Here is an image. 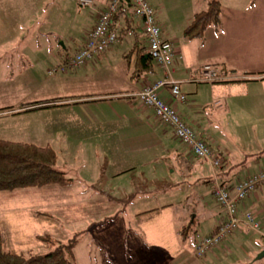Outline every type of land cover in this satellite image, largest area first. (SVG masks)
<instances>
[{
	"label": "crops",
	"instance_id": "1",
	"mask_svg": "<svg viewBox=\"0 0 264 264\" xmlns=\"http://www.w3.org/2000/svg\"><path fill=\"white\" fill-rule=\"evenodd\" d=\"M59 1L61 10L56 14L60 20L68 12L66 0ZM92 1L81 35L78 33L73 40L63 42L62 48L61 44L58 48L50 44L49 38L30 35L29 39L34 37V42L42 44L38 47L43 51L42 58L48 54L55 65H62L75 55L96 24L97 15L109 4V0ZM124 1L127 2L123 4L124 13L112 17V29L117 32L119 44L116 42L105 54L53 80L60 86L59 92L37 100L63 99L58 104L68 105L19 115L10 113L23 111L18 110L22 103L2 106L0 109L14 108V111L0 113V139L47 147L57 155L58 161L59 156L66 157L63 172L72 184L45 188L68 193L61 197L62 204L69 205V199L73 198L82 209L86 207L92 221L114 218L127 205L114 220L99 222L87 230L97 246L84 239L85 233L79 238L77 246L86 242L85 249L81 248L82 255L85 251L84 264H131L135 252L148 250L151 242L158 246L159 255L152 264H202L192 253L193 238L199 229L205 233L201 236L211 235L223 216L215 202V209L210 210L208 195L214 201L216 183L232 190L239 181L264 167V0H219V28L209 27L202 39L195 40L184 38L183 32L195 14L206 10L210 0H146L162 37L174 41L181 60L169 73L151 61L152 72L138 77L133 76L136 56L130 51L138 44L147 58V42L141 21L133 17L129 1ZM33 5L38 6V0ZM55 40L62 38L57 35ZM206 65L219 69L224 79L202 82L200 72ZM163 80L180 84L186 101L172 104L181 119L224 158L221 170L197 160L175 139L172 130L157 122L153 111L136 97L144 83ZM160 94L169 99L168 87ZM74 98L79 100L73 101ZM168 193L171 202H163L162 211L142 206L149 197L161 198ZM165 206L169 208L162 209ZM237 209L239 216L253 213L259 229L254 232L241 228L232 233L206 254L202 259L204 264L264 262V259L255 260L264 250V189L248 195L238 203ZM148 215L155 216L154 220L143 222ZM107 223L118 226L113 231L124 237L118 250H112L113 241L111 245L105 239L101 242L102 238L96 234ZM189 223L193 226L191 238V230H184ZM137 236L143 239L134 243ZM106 248H111L112 254L99 258L104 260L91 259L90 252L105 253ZM146 255L148 262L153 259L152 255Z\"/></svg>",
	"mask_w": 264,
	"mask_h": 264
},
{
	"label": "rangeland",
	"instance_id": "2",
	"mask_svg": "<svg viewBox=\"0 0 264 264\" xmlns=\"http://www.w3.org/2000/svg\"><path fill=\"white\" fill-rule=\"evenodd\" d=\"M33 2L34 0H0V107L8 104L37 102L42 97L48 98L46 96L59 92L60 86L58 83L54 84L53 80L57 81L65 74L58 72L49 75L48 71L58 69L61 64L55 65L53 59L49 60L50 56L48 54L45 58H42L43 51L38 49L42 44H37L34 42V37L30 39L29 37L38 34L37 37L49 38L50 44L55 45L56 48L61 44L62 48L63 42L67 43L68 40H73L71 38L78 33L81 35L86 27L85 17L87 19L86 15L90 14L89 8L78 7L77 0H66L65 7L68 15L59 20L57 17L59 14H56L60 13L61 10L59 0H38V6L33 5ZM52 21L54 24H52ZM57 24L60 27H55ZM57 35L62 38V41L55 40ZM117 44H119V40ZM32 46L33 49L30 50ZM129 48L130 46L127 49L129 50ZM72 50L71 56L74 53L73 47ZM44 59H47V61L45 62ZM65 163L66 157L64 159L63 156H59L58 161L56 155L55 168L57 170H66L63 166ZM239 166L241 165L239 164ZM69 193L71 194L70 191ZM67 195L66 192L61 194L59 189L51 192L50 189L45 187L0 192V226L4 238L3 249L16 250L24 254L29 252L30 255L46 254L49 252L48 245L39 240L40 237L51 238L57 244H67L78 233H80L78 240L85 233L84 239L89 240L93 247L97 246L93 241L94 238L88 237L90 232L88 233L87 230L95 224L99 225L98 223L104 220L92 221L88 218L89 214L86 207L82 209V205L73 202V198L69 199L71 202L69 205H63L61 197L65 198ZM170 195L171 193H168L161 198L151 196L142 206L150 210L158 208L160 209L158 211H162V204H165L163 202H166V200L168 204L171 202ZM208 197L210 210L212 211L215 209V204L217 206L218 204L214 198L213 201L211 197ZM75 199L77 198L75 197ZM159 199L161 200L159 201ZM184 208L186 207L184 206ZM79 217L82 219L77 220ZM154 218L155 216L148 215L142 221L151 222ZM254 219L258 224L256 216ZM126 224L130 223L126 222ZM259 227L258 224V229ZM95 230L97 229L94 228ZM113 230L117 231L118 226L107 223L105 226H100V231H96V234L102 238L101 242L105 239L111 245L113 241L115 245L112 250H118L124 237L120 233L117 235ZM199 234L205 233L199 229ZM166 235L169 236L168 233ZM192 235L193 232L191 231L190 238ZM141 239H143L142 236H137L134 243H139ZM151 244L146 251L145 249H138L139 251L138 253L135 252V259L131 261V264H152V262H155L159 258L158 248H156L158 246L153 245L154 242H151ZM164 245L167 244L163 243ZM85 246L86 242L84 241L83 245L80 242L79 246L75 247L72 264H84L82 257L85 251L82 255L81 248L85 249ZM162 249L164 248L162 247ZM109 253H111V248H106L105 253L98 251L93 253L92 251L89 255L91 259L95 258L93 261H100L104 260L99 259L101 256H106ZM116 253L119 256L122 254L118 251ZM146 254L152 255L153 259L150 260L148 257V262ZM253 259H251V262ZM249 260L247 259V262ZM197 261L202 264L205 263L204 260Z\"/></svg>",
	"mask_w": 264,
	"mask_h": 264
},
{
	"label": "built area",
	"instance_id": "3",
	"mask_svg": "<svg viewBox=\"0 0 264 264\" xmlns=\"http://www.w3.org/2000/svg\"><path fill=\"white\" fill-rule=\"evenodd\" d=\"M132 7V15L141 21V30L147 42V55L151 61L163 71H172L176 62L181 60L176 50L174 41L164 39L152 8L146 0H128ZM80 8H91L92 0H78ZM125 6L122 0H109L105 11L97 15V22L86 36L82 47L74 56L67 59L66 63L60 65L58 69L48 71L49 75L67 73L72 68H80L96 56L105 54L117 42L118 35L112 29V17L121 11L123 14ZM201 81L214 83L224 79L223 73L210 65L201 69ZM168 87L169 99L161 96L160 91ZM136 97L142 105L153 111L157 122L169 127L175 139L189 149L192 155L201 161L208 162L212 168L221 170L224 165V158L214 152V150L198 136L179 116L172 103H184L186 96L180 89V84L174 81H157L144 83ZM259 188H264V167L255 175L250 176L232 189L234 195L227 187L216 183L213 190V197L223 209V217L215 227L212 235L201 236L198 234L193 238L192 253L195 258H203L206 254L222 243L231 233L241 228L256 231L258 224L255 222L254 214L246 212L239 216L237 214V204L244 200L248 195Z\"/></svg>",
	"mask_w": 264,
	"mask_h": 264
},
{
	"label": "trees",
	"instance_id": "4",
	"mask_svg": "<svg viewBox=\"0 0 264 264\" xmlns=\"http://www.w3.org/2000/svg\"><path fill=\"white\" fill-rule=\"evenodd\" d=\"M122 3L126 4L127 2L122 0ZM220 13H221V5L219 0H210L207 4V8L205 11L195 14L193 16L192 21L185 28L183 32V37L188 40L202 39L205 35L206 30L209 27H214L218 29L220 26ZM121 15L122 13L120 11L116 13L114 16H121ZM137 45L138 44H136L133 47V49L130 51V54H135L136 56L134 63L135 69L133 74V76L135 77H138L140 74L145 72H152V67H153L150 57L147 56V58H145V56L142 54L143 49L137 47ZM126 58H129V56H126ZM74 99L75 100L73 99L72 100L73 101L79 100L77 98ZM62 101L63 99H55L51 101L23 104L22 107L18 109V110L22 109L23 111L11 112L10 114L19 115L24 113H32L39 110L68 105V104L59 105L58 103H61ZM8 111H14V108L0 109V113L8 112ZM55 165H56V154L47 147H37L31 144L10 142L0 139V192H9L14 190H23V189H32V188H43L47 186H60V187L70 186L72 184V180L63 171L57 170L55 168ZM260 189L261 188L257 189L253 193H256ZM230 191H231V196H233L234 193L232 192V190ZM126 206L127 205H124L123 208L117 213V215L114 218H109L106 221L104 220L102 221V223H106L107 221L114 220L115 218H117V216H119V214H121L124 211ZM236 206H238V204ZM218 207L222 211L223 214L222 218L225 217V213L223 212V209L220 206ZM166 208H169V206H165L162 209H166ZM155 211L156 210H153L152 212ZM218 222L216 223V225L218 224ZM192 229L193 226L191 225V223H189L188 226L184 228V230L187 231L188 230L192 231ZM184 230L182 229L180 231L181 235L184 234L183 233ZM257 230L254 232H257ZM214 232H215V228H214ZM196 233L198 232L195 231V234ZM79 236L80 233L74 235L68 241L67 244H57V242L55 240H51V238L40 237L39 240H41L46 245H48L49 252L41 255H30L29 252L24 254L16 250H4L3 249L4 238L1 234V226H0V264H72L74 259L73 250L78 244ZM184 236H188V234ZM203 258H199V260H202Z\"/></svg>",
	"mask_w": 264,
	"mask_h": 264
},
{
	"label": "water",
	"instance_id": "5",
	"mask_svg": "<svg viewBox=\"0 0 264 264\" xmlns=\"http://www.w3.org/2000/svg\"><path fill=\"white\" fill-rule=\"evenodd\" d=\"M264 259V250H262L257 257L255 258L256 261Z\"/></svg>",
	"mask_w": 264,
	"mask_h": 264
}]
</instances>
